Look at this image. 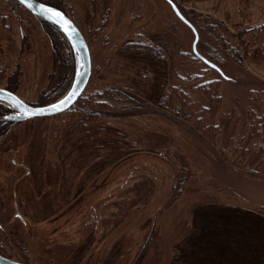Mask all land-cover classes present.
<instances>
[{
	"label": "rangeland",
	"instance_id": "1",
	"mask_svg": "<svg viewBox=\"0 0 264 264\" xmlns=\"http://www.w3.org/2000/svg\"><path fill=\"white\" fill-rule=\"evenodd\" d=\"M175 4L199 30L200 52L232 78L211 89L222 96L211 136L194 127L199 93L188 92L192 121L157 105L173 66L203 83L219 78L187 56L195 38ZM67 10L89 41L86 98L130 85L137 96L0 132V251L26 264H264V160L232 148L251 90L264 85V27L253 31L264 0H68ZM19 23L23 43L9 31L19 35ZM50 34L61 39L17 0H0L1 87L20 70L29 102L69 89L73 73L54 71ZM138 38L160 59L126 46Z\"/></svg>",
	"mask_w": 264,
	"mask_h": 264
},
{
	"label": "trees",
	"instance_id": "2",
	"mask_svg": "<svg viewBox=\"0 0 264 264\" xmlns=\"http://www.w3.org/2000/svg\"><path fill=\"white\" fill-rule=\"evenodd\" d=\"M57 1L61 2L62 0H57ZM95 3L96 1H92L93 7H96ZM175 7H176V10L182 22L186 24L183 19L188 20L197 30L199 34V41L197 44V49H198V46L200 44L199 30L183 14V12L181 11V9L178 7L177 4H175ZM94 11H97V10L94 9ZM45 24L49 28H51L53 31L57 32L59 35V38L62 39V40L61 39L58 40V37L56 38L52 37V35L50 34V36L52 37L50 40L51 41L50 46L52 50L53 69L55 71V69L60 68V69H63V71L65 72L69 71L73 73L71 77V81L68 85V87L70 88L74 80V76L76 72L75 52L71 44L69 43V41L60 31H58L57 29H55L53 26H51L48 23H45ZM263 27H264L263 24H260L258 26H253V28H255V30L253 29V31H256V29H263ZM238 35L242 37V33H239ZM194 38H195V35H194ZM88 44H89V41H88ZM126 46L129 48H133L134 51L142 50L144 53L146 52L147 54L154 56L157 60L160 59V57L157 54V51L153 50L150 46L147 45V42L139 38L129 41L128 44H126ZM198 51L212 65L205 63L201 58L195 55V53L193 52V45H192V51L188 53L187 56H190L191 59L197 62L198 64L204 65L206 69L203 71H206V73L214 72L218 75L219 78H217L216 80L207 81L203 83V78L200 76L197 78H194V77H183L182 75L177 74L179 72L177 71L176 67L173 66L170 71V75H171V78L172 77L174 78V81L169 86L168 89H167V86H168L167 81L165 82L164 86L162 87L163 89H161L160 91V96L157 101V105L158 107L167 111L168 113L172 114L175 117L182 118L187 121H192V119H194V117L196 116L195 114L196 111L192 112L193 106H195V102L194 100H192L191 95L188 96V92L190 91L193 93L194 92L199 93L206 103L202 107L201 111L198 113L199 115H198L196 122L194 123V127L197 130L203 131L206 134H209L211 136L212 132L218 133L220 130L218 123H217V118L219 116V111H220V107L222 104V99H221L222 96L216 93H212L211 89L212 87H216L217 83L220 82L218 80L232 81V78L229 77L225 73V71L222 69L220 65L212 61L209 57H206L203 53L200 52L199 49ZM231 56L233 57V59H236V61L239 62V58L235 57L233 53H231ZM179 65L182 66L180 63ZM53 73L54 72H52L51 74L52 76H53ZM19 76H20V73L18 70H16L15 73H12L11 75H9L10 79H9L8 85L12 88V90H15L14 87L11 86L13 84L12 82L14 80V83L17 84ZM131 87H135V86L130 85V87L125 88V89L123 88H109L105 90L98 89L97 93L93 95H89V97L87 98L83 93V95L76 102V104L72 108H70L69 110H67L66 112L62 114L76 110L78 105L81 104L82 102L88 103L94 107H99V106L106 105V101L110 100L109 104L112 106L114 104H119V100L126 98L125 104H122V105H129L127 103H129L130 100H133L130 97H132V95L137 96L136 95L137 93L135 92V88L133 89ZM255 87L256 89L251 90V93H250L251 96L249 95L248 102H247V104H249L248 105L249 116L247 117L246 119L247 122L245 123V125L247 126L246 127L247 132L245 131L243 132V134L238 135V140H236V143L234 141V145H232L233 146L232 148L236 146L239 147V145L241 146L243 145V147L246 149V152L255 150L258 154L257 158L264 160V85H260V87L256 85ZM59 96H60V92L54 94L50 98L47 97V99L45 100L43 99V101H40L41 104L40 103H36V104L37 105L48 104L56 100ZM7 109H8L7 106L0 104V115H4ZM62 114H59V115H62ZM80 114H84L89 117L98 116L97 113L94 114L86 110H83L82 112H80ZM3 128L1 129L4 130ZM233 139H236V137H233ZM223 154L227 160L226 154L224 152ZM186 180L187 178H185V180H182L181 176L177 179V183L175 185V188L173 189L174 190L173 200L178 199L181 196V194L184 192ZM0 253L3 254L1 251Z\"/></svg>",
	"mask_w": 264,
	"mask_h": 264
},
{
	"label": "water",
	"instance_id": "3",
	"mask_svg": "<svg viewBox=\"0 0 264 264\" xmlns=\"http://www.w3.org/2000/svg\"><path fill=\"white\" fill-rule=\"evenodd\" d=\"M32 14L42 17L55 29L60 31L71 44L76 55V72L70 88L58 99L45 105L35 106L27 103L15 92L0 88V104L12 108L15 112L7 114L4 121L22 122L31 118L51 117L62 114L72 108L81 98L89 85L92 76V56L88 41L78 26L61 10L39 0H17ZM58 14V15H57ZM184 22L195 35L193 52L205 63L212 65L203 57L198 49L199 34L195 27L186 19ZM62 101H66L62 103ZM0 264H26L6 257L0 253Z\"/></svg>",
	"mask_w": 264,
	"mask_h": 264
},
{
	"label": "flooded vegetation",
	"instance_id": "4",
	"mask_svg": "<svg viewBox=\"0 0 264 264\" xmlns=\"http://www.w3.org/2000/svg\"><path fill=\"white\" fill-rule=\"evenodd\" d=\"M39 1H41V2H43V3H45V4H47V5H50V6H52V7H55V8H57V9H59V10H61V11H63L76 25H78L77 23H76V21L71 17V15L69 14V11L67 10V4H68V0H62L61 2H58L57 0H39ZM19 3V2H18ZM19 6L20 7H22L23 8V10H25L27 13H29L32 17H34L35 18V20L40 24V26H41V28H43V26L44 25H46L45 23H48L46 20H44L42 17H38V16H36V15H34V14H32L29 10H27L23 5H21L20 3H19ZM15 14V13H14ZM49 24V23H48ZM19 25H20V27H19V35L17 34V32L15 31L16 30V28H14L13 27V30H14V32L12 31V29H9V27H8V29H9V31L11 32V34L13 35V37H15L16 38V40H18L20 43H23V41H25V40H28V38L26 37V35H24V32H23V29H22V25H21V23H19ZM52 26V25H51ZM15 32H16V34H15ZM45 31H43V33H44ZM45 34V33H44ZM49 39H50V37H49ZM51 40V39H50ZM16 71V70H15ZM20 71V70H19ZM21 72V71H20ZM12 73H14V72H12ZM22 76V74L20 73V76H19V78ZM18 78V83L16 84V83H14V85L12 84L11 86L12 87H14V89L15 90H12V88L9 86V85H7V86H5V87H1L0 86V88H6V89H8V90H10V91H12V92H15L19 97H21L24 101H26L27 103H29V104H31V105H35V106H40V105H37L36 103H37V101H34V100H32V102H29V100H27V99H25L21 94H18V90H19V87H20V84H21V82H20V79ZM16 85V86H15ZM36 87H38V85L36 84V85H34V87L33 88H35L36 89ZM13 112H15L12 108H9L8 107V109H7V111H6V113L4 114V115H0V132H4V130H2L1 128H3V127H7V126H9V125H17V124H20V123H23V122H25V121H22V122H13V121H4V117L7 115V114H9V113H13ZM40 118H42V117H40ZM35 118H31V119H28V120H34ZM3 126V127H2ZM3 129H5V128H3ZM2 130V131H1Z\"/></svg>",
	"mask_w": 264,
	"mask_h": 264
},
{
	"label": "snow or ice",
	"instance_id": "5",
	"mask_svg": "<svg viewBox=\"0 0 264 264\" xmlns=\"http://www.w3.org/2000/svg\"><path fill=\"white\" fill-rule=\"evenodd\" d=\"M172 2V0H170V3ZM58 15V14H57ZM0 95H2V92H0ZM64 102H66V101H62V103H64Z\"/></svg>",
	"mask_w": 264,
	"mask_h": 264
}]
</instances>
